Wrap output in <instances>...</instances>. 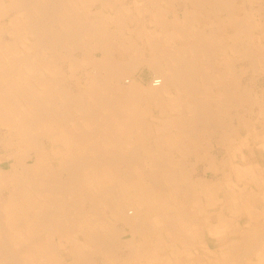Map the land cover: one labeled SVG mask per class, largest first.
I'll return each instance as SVG.
<instances>
[{
  "label": "bare ground",
  "instance_id": "6f19581e",
  "mask_svg": "<svg viewBox=\"0 0 264 264\" xmlns=\"http://www.w3.org/2000/svg\"><path fill=\"white\" fill-rule=\"evenodd\" d=\"M106 2L0 0V124L7 130L0 136V151L5 153L0 164L13 160L8 171L0 168V192L9 197L0 203V264H23L27 257L32 264L63 263L52 241L57 232L64 235L62 229L66 236L60 239L71 242L84 262L91 257L92 246L98 257L106 259H115L120 247L126 248L115 260L118 264H264V156L260 162L250 157L257 146L264 150V96L254 97L230 74L231 64L228 69V63L236 60L248 62L255 72L264 69V46L256 48L254 43L255 30L264 36L259 25L264 16L259 20L248 16L244 0H135V11ZM176 2L180 6L171 13ZM97 5L100 11H95ZM110 5L117 6L120 14L112 18L106 13L104 8ZM123 11L136 17L130 18L131 24ZM139 11L149 20L143 21ZM226 29L233 34L226 35ZM246 36L250 42L241 38ZM230 50L238 58L231 60ZM221 54L226 69L220 71L214 59ZM76 65L83 66L79 74L84 80H77L78 92L73 95L65 87L66 68ZM140 66L158 73L148 89L162 117L155 126L161 133H172L171 125L176 123L182 140L170 138L164 144L161 138L159 144L167 152L157 146L141 160L137 148L121 145L117 132L127 123L133 133L139 123L135 114L151 113L150 100L139 98L130 87V74ZM87 88L90 92L84 94ZM245 103L258 105L256 121L255 113L248 118L237 112ZM96 105L100 110H90ZM137 106L142 110L136 111ZM232 109L236 114L226 113ZM169 110L176 115H168ZM94 124L96 128L89 130ZM214 135L227 150L220 168H215L216 155L206 146ZM188 143L193 144L181 147ZM176 148L181 154L175 160L169 152ZM244 148L246 153L239 152ZM183 155L209 164L204 177H199L197 168L187 169ZM171 161H178L174 168ZM146 162L158 165L159 176L146 172ZM84 167L93 170L81 174ZM91 177L99 178L96 191L88 185ZM221 179L220 188L214 189V182ZM149 182L158 184L149 194L160 205L167 189L182 190L184 184L185 198L192 192L206 197L207 223L199 222L196 211L190 213L185 206L171 209L177 211L174 218L168 201L152 216L153 202L130 198L134 189L136 194L147 192ZM218 193L226 197V213L231 217L214 224L221 214H212L207 207ZM87 201L90 208L84 204ZM155 220L160 229L153 225ZM115 221L130 226L131 240L123 241L121 233L116 234ZM4 231L15 247L4 242L8 239ZM17 233L25 234L29 242L20 243ZM210 246L224 247L220 258Z\"/></svg>",
  "mask_w": 264,
  "mask_h": 264
},
{
  "label": "rangeland",
  "instance_id": "374dc122",
  "mask_svg": "<svg viewBox=\"0 0 264 264\" xmlns=\"http://www.w3.org/2000/svg\"><path fill=\"white\" fill-rule=\"evenodd\" d=\"M134 1L135 0H120V4H117V2H115L114 0H107V2L108 3H111V4H117V6H119V5H125V6H128V7H132V10L133 11H135V7H134ZM160 1H162V0H159V2ZM247 2H245V0H244V7L245 8H247L246 10H247V14H248V16H251V17H253V18H256L257 20H259L260 18H261V14L264 16V0H246ZM249 1V2H248ZM252 1V2H251ZM106 2V3H107ZM119 3V2H118ZM128 3V4H127ZM177 4L175 5L174 4V6L172 7H170V11H171V13H173L174 12V10H176L179 6H180V4H179V2H176ZM246 3H247V5H246ZM131 4V5H130ZM263 4V5H262ZM100 6V5H99ZM99 6L97 5V7H94L95 8V11H100L101 9L99 8ZM115 7V6H112V5H110V6H106V8H104L105 9V11H106V13H108V14H110V16L112 17V16H114L115 14H120V13H118L119 11H118V7ZM178 6V7H177ZM249 6V7H248ZM252 6L254 7V8H252ZM175 7V8H174ZM257 8V9H256ZM259 9V12H257V13H255L254 14V11H257ZM248 10H249V12H248ZM261 12V13H260ZM137 13V12H136ZM141 12L139 11V17L140 18H142L143 17V14L141 13ZM254 14V15H253ZM122 15L124 16V17H126L125 19H127L128 20V22L130 21V24H131V20L132 19H130L131 17L132 18H134V16H130L129 15V13H125L124 11L122 12ZM179 15H181V14H179ZM110 16H108V17H110ZM110 17V18H111ZM173 17V15L172 14H170L169 16H168V18L169 19H173L172 18ZM108 19V20H111V19ZM113 18V17H112ZM136 18V17H135ZM135 18H134V20H135ZM149 16L148 17H143V21H148L149 20ZM213 20H215L214 19V17H211ZM144 25V24H143ZM260 25V27H264V19H262L261 20V23L259 24ZM133 26V25H132ZM260 31H262V30H260ZM255 32H256V34H257V36H258V38L254 41V43H256V45H255V47L257 48V47H259V46H261V45H263L264 46V36H263V34L262 33H257L258 31L257 30H255ZM228 33V34H227ZM229 34H233V32H229L227 29H226V35H229ZM235 34V33H234ZM167 35L168 36H170V34L169 33H167ZM260 36V37H259ZM243 40H245V41H247V42H250L251 41V38L249 37V36H246V37H241ZM249 40V41H248ZM170 42V45H172V42L171 41H169ZM227 43V42H226ZM258 44V45H257ZM76 55V54H75ZM73 56V55H72ZM77 56V55H76ZM227 56H229V58L232 60V59H236V58H238V54H236L235 52H233V51H229L228 53H227ZM74 58H75V56H73ZM78 57V56H77ZM78 58H80V57H78ZM187 58L188 59H191L192 58V56L191 55H188L187 56ZM208 60V59H207ZM214 61H216L215 63H217V65H218V68H219V70L221 71V70H225L226 69V67L225 66H223V63H225V61H224V59H223V55L221 54V55H219L217 58H215L214 59ZM221 61V62H220ZM68 62H70L69 60H68ZM204 62H206V59H204ZM227 63V62H226ZM241 63H242V65H241ZM229 64H231V66H232V69L230 70V74H232L233 76H234V74L236 75V78H237V80L239 81V83H242L241 85H244V87L246 86H248L247 88L249 89V91L250 92H252V95L255 97V95L257 94V95H259L260 94V96H264V69H262V70H257L256 72L254 71V70H252V67H251V69H250V67H249V65H247L248 64V62H243V60H236V62H230V63H228V69H229ZM237 64H239V65H237ZM245 66V67H244ZM248 67H249V69H248ZM82 68H83V66L80 68V67H78L77 65L76 66H74L72 69H69V66L66 68V73H67V77H68V80H67V84H66V89H69V90H72V94L74 95V93H77L78 91H77V80H79V81H82V75L81 74H79V73H81V72H83V70H84V68H83V70H82ZM234 68V69H233ZM239 68V69H238ZM260 68H262V67H260ZM69 69V70H68ZM239 70V71H238ZM251 70V71H250ZM227 71V70H226ZM76 73V74H75ZM78 74V75H77ZM158 74V73H157ZM155 72H153V69H151V68H149L148 66H140L138 69H136V70H133L132 71V73L130 74V78H131V81H132V84L130 85V87H133V89H134V91L136 92V96H138L139 98H143V99H149L150 100V105H151V113L150 114H135L136 115V117H137V120H136V126L133 128V133H130V132H128V124L126 123V126H124V128L122 127L121 128V130H122V132L121 131H118L117 130V132L120 134V135H118L119 137V139L118 140H120L119 142L121 143V145H125V144H127V143H129V145H131L133 148H137L138 149V154H139V156H140V160L142 159V157H145V155H147L148 153H150L151 155L155 152L154 151V149L157 147V146H159V147H162L163 148V150H165L164 152H167V149H166V147L165 146H162V145H160L159 144V141L158 140H161V138H162V141L164 142V144L166 143V139H170V138H172L173 139V141H176V142H181L182 140H181V137L180 136H178L177 135V128H176V126H178L176 123H173L172 125H171V129H172V133H161L160 132V128L159 127H156L155 125L158 123V121H157V119H159V118H162L161 116H160V114H158V110H157V108H156V102L158 103V101H157V99H154L152 96H149L148 95V89L150 90V88H151V84H152V81H153V79L156 77V75H157ZM247 74V75H246ZM81 75V76H80ZM65 76H66V74H65ZM158 76V75H157ZM244 77V78H243ZM82 78V79H81ZM229 78H231V76H229L228 77V79ZM73 79V80H72ZM71 80V81H70ZM84 80V79H83ZM226 80H227V77H226ZM251 80H253V81H251ZM71 82H72V84H71ZM263 82V83H262ZM128 85V84H127ZM73 86V87H72ZM75 86V87H74ZM150 87V88H149ZM250 87V88H249ZM73 88V89H72ZM252 89V90H251ZM76 90V91H75ZM86 92H90L89 91V89L87 88V91H85L84 92V94H86ZM164 95H166V94H161L160 95V97H165ZM118 96V95H117ZM85 97H87V101H90L91 103L90 104H94V102H93V100H91V99H89L88 98V96H85ZM118 98V97H117ZM152 99V100H151ZM159 100V99H158ZM97 106V105H96ZM94 106L95 107V109L93 108V107H91L90 106V110H92V111H94V110H96V109H99L100 110V107L99 106ZM116 106H118L117 104H116ZM244 107L246 108V109H244ZM257 107V108H256ZM92 108V109H91ZM142 107H139V106H137V110L136 111H141L142 109H141ZM240 110H238L237 112L239 113V114H246L247 116H248V118H249V114H253L254 115V113H255V115H254V120L256 121V119H257V115H258V113H259V107H258V105L257 104H249V103H245V105H241L240 107ZM242 109V110H241ZM74 111V110H73ZM169 114L168 115H170L171 117H174L176 114H172V112H171V110H169V112H168ZM227 114H236V110L234 109H232V110H230V112H226ZM73 114H74V116L75 117H77V116H79V113L78 112H73ZM73 114H71V115H73ZM167 115V114H166ZM236 116H233V118H235ZM150 118V119H149ZM129 120L130 119H128L127 120V122H129ZM235 120V119H234ZM261 121L263 122L264 121V117H261ZM143 122H144V125H143ZM156 122V123H155ZM237 122L235 121V124H236ZM154 124V125H153ZM159 126H160V124H158ZM95 126V127H94ZM149 127V128H148ZM156 127V128H155ZM96 128V124H94L92 127H89L88 129L89 130H91V129H95ZM125 129V130H124ZM136 129V130H135ZM110 131H111V129H109ZM134 130H135V133H134ZM6 128L3 126V125H1L0 124V136H5V133H6ZM124 131H127V132H125L124 133ZM3 132V133H2ZM2 133V134H1ZM98 133L99 132H97V135H98ZM160 133V134H159ZM127 134V135H126ZM128 134H131L132 136V138L131 137H129L128 136ZM145 134V136H146V139H144L143 137V135ZM161 134H163L164 135V138H163V135H161ZM167 134V135H166ZM96 135V136H97ZM160 135V136H159ZM117 137V136H116ZM125 137V138H124ZM151 137V138H150ZM99 135H98V137H96V140H97V142L99 141ZM127 138V139H126ZM130 138H131V141H130ZM122 139V140H121ZM134 139V140H133ZM155 139V140H154ZM165 139V140H164ZM217 139H218V136L217 135H214L213 137H212V140H210L208 143H206V146H210V148L208 149L209 150V153L211 154V155H216V165H214V166H216L215 168H218L219 167V165H220V162L223 160V159H225L226 157V152H227V150L225 151L224 150V147L223 146H221V145H219V143H218V141H217ZM151 140V141H150ZM134 141V142H133ZM100 142V141H99ZM117 141L115 140L114 142H113V144H115ZM157 143H158V145H157ZM194 143V142H193ZM193 143H191V144H193ZM145 144V145H144ZM177 144V143H176ZM190 143H188V144H185V146L183 145V146H181V147H186V146H188ZM190 144V147L192 146ZM135 145V146H134ZM142 145H143V147H142ZM177 147H180V145H176ZM226 146H228V144H226ZM48 148L50 149V146H48ZM144 148V149H143ZM262 147H259V146H257V149H259V150H257L256 148H255V151L253 152V154H255L254 155V157H252V156H250L251 158H253V159H255L256 161H258V162H260V156L262 155V156H264L263 155V153H264V150H262L261 149ZM181 149V148H180ZM213 149H214V151H213ZM183 150H186V149H183ZM236 150V149H235ZM247 150V148H244L243 150H241V151H239V152H243V154L244 153H246L245 151ZM74 152H75V149L73 150ZM181 151L179 150V148H176V149H174L172 152H169V154H171V157H172V159H178V155L179 154H181L180 153ZM122 153L124 154L125 153V151L124 150H122ZM219 153V154H218ZM233 153H234V149H233ZM5 153L3 152V151H0V157H4L3 155H4ZM144 155V156H143ZM237 155V154H236ZM238 157H240L241 155H237ZM237 156H234V159H238V157ZM107 157H109V156H107ZM185 158H187V162H188V166H187V169H191V168H194V169H196V171H198L199 172V177H204V169H206V167L207 166H209V164H207V165H204L203 163H201V162H198L197 160H196V158H194L193 156L191 157H189V156H185V155H183V159H185ZM192 159V160H191ZM194 160V161H193ZM144 161H146L145 159H144ZM235 162H240V160H237V161H235ZM12 163H13V160H9V161H3L1 164H0V168H1V170H4V171H8L9 169H10V167H11V165H12ZM58 163H59V158H57L56 160H55V164L58 166ZM171 163V166H172V168H174L175 166H176V164L178 163V161H171L170 162ZM199 163V164H198ZM146 164H148V162H146ZM196 164H198V165H196ZM154 167V168H153ZM200 167V168H199ZM91 167H84V168H81V170H80V173L81 174H83V173H86V174H90L91 173V171L93 170L92 168V170L90 169ZM152 168V169H151ZM220 168V167H219ZM146 169H147V171L146 172H151V173H155V174H157L158 172L157 171H160V170H158V165H147L146 166ZM108 170H110V168H108ZM153 170V171H152ZM89 171V172H88ZM212 171V170H211ZM88 172V173H87ZM117 173H119V171L117 172ZM88 176V175H87ZM158 176H159V173H158ZM161 176H162V174H161ZM194 178L196 179L197 178V176H198V174L197 173H194ZM209 176H211L210 174H209ZM88 177H90V176H88ZM220 177V176H219ZM209 178V177H208ZM98 177H91L89 180H88V182L90 181V183H88V185H89V187L91 188V190L93 191V190H95V188H96V185H97V181H98ZM210 180H214V178L213 177H210L209 178ZM224 181V179H221V180H218V181H215L214 182V189H216V188H220V184L222 183ZM148 183V182H147ZM151 182H149V184H147L148 186H146L147 187V189H146V191L147 192H145L144 194H140V193H138V194H136V192H135V189L133 190V191H131V196H130V198H132V199H134V200H139V199H141V200H145L146 201V203H148L149 205H153L152 204V202L156 205V207H154V209H153V212H152V216L154 215V214H157L160 210H164L163 209V201H168L169 202V207H170V210L172 209V208H178V207H184L185 206V210H188V212H195V216H197V219H198V221L199 222H201V223H207V219H206V203H207V201H206V197H204V196H202V195H200L199 193H196V192H192L191 194H190V197L187 199V198H185V196L183 195V192H185V191H187V188H186V190H185V184L183 185V187H182V190H180V189H178V190H176V191H174L173 190V188H172V190L170 191V189L168 190L167 189V192H168V195L162 200V202H161V205H160V203L159 202H157L156 200H154L153 198H152V196L154 195V194H152V195H150L149 194V190H155V189H157V185L158 184H155L154 182H152V184H150ZM154 184V185H153ZM166 184V183H165ZM151 185V186H150ZM154 186V187H153ZM165 186H167V184L165 185ZM223 188H226V185L223 187ZM185 190V191H184ZM96 191V190H95ZM179 191V192H178ZM218 191V190H217ZM219 192V191H218ZM3 194H4V196H3ZM147 195V196H146ZM217 195H219V196H217ZM222 196V197H221ZM143 197V198H142ZM167 197H169L168 199H167ZM9 197H8V195H7V193H4V191H2V192H0V203H2L3 201L4 202H7L9 199H8ZM130 198H128V204L130 203V201H129V199ZM136 198V199H135ZM179 198H180V200H179ZM212 198L214 199V202L212 203V205L211 206H209V207H207V208H209L210 209V212L212 213V214H215V215H217V214H221V216H220V218H219V220L218 219H216L215 221H214V224H220V222H221V217L224 219V221L226 222V216H228L229 218L231 217V215H229V213H226V197L224 196L223 197V195L221 194V193H218V194H213L212 195ZM131 199V200H132ZM198 199H199V201H198ZM177 200V201H176ZM124 201H125V199H124ZM124 201H123V203H124ZM126 202H127V199H126ZM126 202H125V204H126ZM190 202V203H189ZM178 205H177V204ZM220 203V204H219ZM84 204H86L85 206L87 207V208H90L91 207V202H89V201H87L86 203H84ZM190 204V205H189ZM198 205H200V206H198ZM224 205V206H223ZM160 206V209H158L157 207H159ZM200 208V209H199ZM224 208V209H223ZM130 209V208H129ZM197 209V210H196ZM166 210V209H165ZM166 211H168V210H166ZM172 211V210H171ZM174 212H177L176 210H173ZM171 212L172 214H173V217L174 218H178V216H177V214H175L174 212ZM219 211V212H218ZM217 214H216V213ZM189 213V214H190ZM105 217L108 219L109 218V216H110V212L109 211H106L105 213ZM199 215H201V216H199ZM79 219V218H78ZM77 219V220H78ZM110 219V218H109ZM108 219V220H109ZM77 220H76V222L75 223H77ZM155 223V224H154ZM154 223H153V225H158V223H157V221L155 220L154 221ZM121 225V226H120ZM64 227H61V228H65L66 226L65 225H63ZM120 226V227H119ZM79 226H77V228H78ZM126 227V228H125ZM158 227V226H157ZM159 229H160V227H158ZM1 229V228H0ZM113 229H115L116 231V234L117 233H121V235H122V237H121V239L123 240V241H126V240H131L132 239V235H131V228H130V226H128V225H126L125 223H123V222H121V221H115L114 222V227H113ZM124 232H123V231ZM108 230L106 229V230H104V232L106 233ZM61 232H63L64 233V235L62 234V236L60 235L61 233H56L55 235H56V237H55V239L54 240H52L53 242H54V244H55V252H56V255H58V256H60V257H62L61 258V260L62 261H64L63 263L62 262H60L59 261V263L58 264H118V263H115V260H117V257H121L122 256V253H123V251L125 250L126 251V248H124V247H122V249L123 250H121V247H120V249H119V251L116 253L117 254V257L114 259V258H112V259H106V258H103V257H98L97 255H98V251H96V249H93V248H95V247H90V250H88L89 251V255L91 256V257H89L88 258V261H82L79 257H77L76 255H77V252H76V249H75V246L73 245V244H71V242H68V241H66V239L65 240H62V239H60V237H65L66 235V231L65 230H61ZM192 232V227L190 226V232L188 233V234H190ZM18 234V236H16V238L17 239H19L20 241V243H25V242H29L28 241V237L24 234V235H22V233H17ZM21 234V235H20ZM78 234H79V231L78 230H76L75 232H74V235L77 237L78 236ZM2 235V232H1V230H0V236ZM45 235V234H44ZM3 236H5L6 238H8L7 240H5L4 242H6L7 244H9L11 247H15L16 246V244H15V242H14V245L11 243L12 241L9 239V236H8V231H4L3 232ZM20 237H22V238H20ZM75 237V238H76ZM24 239V240H23ZM201 239V238H200ZM140 241V239H139V237H136V241L135 242H139ZM90 243V242H89ZM200 243V242H199ZM198 243V244H199ZM209 243L210 244H212V242L209 240ZM211 247V249L212 250H214L215 252H217L215 255H216V257H219L220 258V254H221V251L224 249V247H221L220 249H217V246H215V247H212V246H210ZM67 250V251H66ZM64 259V260H63ZM94 259V260H93ZM98 259H99V261H98ZM32 261V260H31ZM31 261H30V258L29 257H27L26 259H24L23 260V264H32L31 263ZM56 261V260H55ZM70 261V262H69ZM95 261V262H94ZM51 262V261H50ZM37 263L38 264H45L46 263V261L45 260H43V261H40V260H38L37 261ZM52 263L54 264V263H56V262H54V261H52ZM120 264V263H119ZM234 264H236V263H234ZM237 264H239V263H237Z\"/></svg>",
  "mask_w": 264,
  "mask_h": 264
}]
</instances>
